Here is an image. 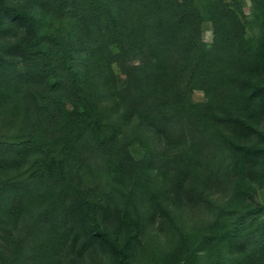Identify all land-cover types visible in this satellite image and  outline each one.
<instances>
[{"label":"trees","instance_id":"1","mask_svg":"<svg viewBox=\"0 0 264 264\" xmlns=\"http://www.w3.org/2000/svg\"><path fill=\"white\" fill-rule=\"evenodd\" d=\"M28 1L37 13L29 4L0 0V34L19 31L6 53L22 60L24 101L32 115L18 149L42 150L60 123L72 147L88 135L95 151H118L122 165L157 170L178 188L217 173L228 152L240 175L237 187L246 190V170L264 165V25L260 34L247 35L240 0ZM252 2L264 22V0ZM68 17L70 29L64 25ZM205 20L213 26L210 44L202 36ZM6 53L0 51V104L13 81ZM93 56L125 112L174 149L154 159L135 157L119 146L114 125L105 132L108 124L86 87L97 75L86 72ZM194 88L205 92V101H193ZM67 157L79 159L76 151L68 150ZM62 162L47 164L50 179L60 168L66 172ZM76 171L77 189L92 211L84 226L96 241L125 256V247L96 218L100 189H84ZM186 233L160 263L173 257L180 264L190 255L192 264H264V203L224 205L214 223ZM23 252V241L13 240L0 264H24Z\"/></svg>","mask_w":264,"mask_h":264},{"label":"rangeland","instance_id":"2","mask_svg":"<svg viewBox=\"0 0 264 264\" xmlns=\"http://www.w3.org/2000/svg\"><path fill=\"white\" fill-rule=\"evenodd\" d=\"M13 1L29 4L28 8L37 13L34 3ZM240 1L248 19L247 35L260 34L263 18L256 17L252 0ZM71 20V17L65 18L64 25ZM70 26L71 23L67 28ZM17 32L15 29L0 34L1 53H11L7 46L15 40ZM202 36L208 44L212 42L213 26L208 20L202 23ZM8 53L12 71L9 77L13 81L4 91L8 99L0 104V259L8 257L13 240L21 239L24 264H125V259L129 264H178L173 257L160 262L164 256L172 254L173 246L183 234H194L214 223L222 206L264 203V165L246 170L242 176L246 190L239 189L240 175L228 152L223 155L222 165L220 160L217 173L202 175L186 187L178 188L157 170L135 171L122 165L118 151H95L88 135L72 147L60 123L54 129L52 140L42 150L18 149L19 142L28 137L32 115L24 101L28 82L20 74L22 60ZM97 62L102 66L101 59ZM89 69L97 75L86 87L108 124L105 132L111 130L110 125L116 127L119 146L135 157L140 154L151 159L174 149L141 119L125 112L115 89L101 78L103 70L96 69L94 56L86 72L89 73ZM191 95L195 102L206 100L202 89L194 88ZM261 126L264 127V119ZM250 140L259 142L257 137ZM68 150L72 155L76 151L79 159L68 158ZM58 159L63 160L66 172L60 168L56 177L50 179L45 169ZM76 168L84 189H100L96 218L125 247V256L112 246L96 241L84 226L92 211L77 189ZM53 169L57 172V167ZM39 213L43 219L38 217ZM182 262L180 264H192L191 256Z\"/></svg>","mask_w":264,"mask_h":264}]
</instances>
